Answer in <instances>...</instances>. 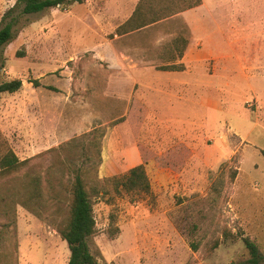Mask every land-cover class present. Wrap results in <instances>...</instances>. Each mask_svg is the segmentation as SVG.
I'll return each mask as SVG.
<instances>
[{
    "label": "rangeland",
    "instance_id": "1",
    "mask_svg": "<svg viewBox=\"0 0 264 264\" xmlns=\"http://www.w3.org/2000/svg\"><path fill=\"white\" fill-rule=\"evenodd\" d=\"M200 1L120 34L138 0H0V82L21 81L0 94V156L28 161L0 177V264H67L57 230L83 169L98 264H245L244 239L264 257V0ZM178 35L181 69L163 71ZM137 165L149 191L117 188Z\"/></svg>",
    "mask_w": 264,
    "mask_h": 264
},
{
    "label": "trees",
    "instance_id": "2",
    "mask_svg": "<svg viewBox=\"0 0 264 264\" xmlns=\"http://www.w3.org/2000/svg\"><path fill=\"white\" fill-rule=\"evenodd\" d=\"M85 0H17L15 7L19 8V13L22 15L34 14L46 9L67 6L71 4H82ZM200 0H138L137 4L130 17L117 27V32L127 34L145 28L151 24L167 19L171 16L179 14L183 11L192 9L200 4ZM12 38V25L5 24L0 29V50L8 44ZM181 43L179 47L178 44ZM187 39L178 35L173 40V57L169 64L160 66L163 71L180 70L181 66L174 64V61L180 59L187 46ZM36 87V82H32ZM21 88V81L13 79L0 82V94L14 93ZM102 137V133L99 135ZM69 143L65 144L66 146ZM65 147H59V149ZM58 148H53L49 151H57ZM99 157V149L96 153V158ZM28 161H20L15 154L6 149L0 156V177L10 176L17 173ZM88 172L87 169L82 171L76 170L73 179L69 184L71 194L69 202V211L66 222L57 230V233L62 241H64L69 250L67 264H98L96 256L89 249V240L94 235L95 223L92 216L91 205L86 192L82 173ZM117 188L133 193H147L150 189L147 177L142 165H137L129 169L120 179H113ZM38 180L30 179L24 190L27 198H32L38 194ZM26 198V199H27ZM25 206V201L21 202ZM244 244L248 252V258L245 264H260L263 256L259 253L256 245L244 239ZM195 249V246H191ZM2 254L0 253V260Z\"/></svg>",
    "mask_w": 264,
    "mask_h": 264
},
{
    "label": "crops",
    "instance_id": "3",
    "mask_svg": "<svg viewBox=\"0 0 264 264\" xmlns=\"http://www.w3.org/2000/svg\"><path fill=\"white\" fill-rule=\"evenodd\" d=\"M202 5H203V6L205 5V8H204V9H207L205 2H203ZM192 9H193V8H192ZM189 10H190V9H189ZM238 10H242V8L239 7ZM187 11H188V10H187ZM250 22H252V21H250ZM255 23H256L255 25H251L252 28L255 27V26H258V23H257L256 21H255ZM225 27H226V25L224 26V29H223V30H225ZM223 30H220L219 34L222 35L223 33H225V31L223 32ZM253 32H254V31H253ZM253 32H252V30H251V33H250L249 36H252ZM224 55H225L224 57H227L226 54H224ZM181 58H182V57H181ZM179 60H180V59H177L176 61H174V64L181 66ZM135 69H136V72H138V73H140V71L142 72V69L138 68L137 66H135Z\"/></svg>",
    "mask_w": 264,
    "mask_h": 264
}]
</instances>
